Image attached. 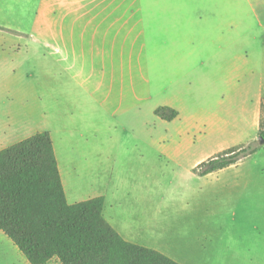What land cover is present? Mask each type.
I'll return each instance as SVG.
<instances>
[{
	"label": "rangeland",
	"instance_id": "374dc122",
	"mask_svg": "<svg viewBox=\"0 0 264 264\" xmlns=\"http://www.w3.org/2000/svg\"><path fill=\"white\" fill-rule=\"evenodd\" d=\"M258 3L58 0L41 22V0H0V149L49 130L68 201L103 195L120 229L177 251L231 239L218 227L241 223L234 212L264 221V109L247 112L264 92ZM166 99L181 101V119L155 113ZM214 113H231V129H209ZM254 140L259 150L237 168L195 171L197 153L202 162L222 151L212 147ZM0 264H30L1 230Z\"/></svg>",
	"mask_w": 264,
	"mask_h": 264
},
{
	"label": "trees",
	"instance_id": "16d2710c",
	"mask_svg": "<svg viewBox=\"0 0 264 264\" xmlns=\"http://www.w3.org/2000/svg\"><path fill=\"white\" fill-rule=\"evenodd\" d=\"M155 113L168 121L178 116L170 106H159ZM258 136L264 138V118ZM257 141L224 149L195 171L205 176L250 157L259 150ZM104 204L103 195L68 201L49 130L0 149V230L30 264L53 258L61 264H181L126 240L105 218Z\"/></svg>",
	"mask_w": 264,
	"mask_h": 264
},
{
	"label": "crops",
	"instance_id": "0c3cea01",
	"mask_svg": "<svg viewBox=\"0 0 264 264\" xmlns=\"http://www.w3.org/2000/svg\"><path fill=\"white\" fill-rule=\"evenodd\" d=\"M233 1L236 4L238 1H243V2L246 1V2H251V3L261 2V3H258V5H260L261 7H264L263 6L264 0H233ZM57 2L58 0H41V10H40L41 19H42L41 22L47 21V17L44 14L49 13V11L51 10L52 4H55ZM184 39L190 41V43L194 41V38H190L188 35H186V38ZM225 48L226 46H221V49H225ZM237 71H238V67L236 66V56H234L233 60L229 59V67L227 71V80L230 85H231V81L236 79ZM236 96H237L236 86L233 85L232 87H230L229 92L227 96L225 97V99L229 103H231V100L232 102L233 101L235 102ZM263 96H264V92H261V91L256 94L255 99H253L248 106V109H247L248 113L252 114L257 111V109L261 105ZM162 105L170 106L178 111V116L171 121L182 118L183 106L180 100L178 101L176 99H166L165 101L160 103L158 106H162ZM234 110H236L235 107H234ZM210 117L213 118V120L207 125L209 129H212V130H219V128L226 129V130L231 129V123H230L231 113H228V116H227L228 118L218 116V114H216L215 116V113L211 114ZM232 117L234 119L236 118L235 113L232 115ZM164 121L171 122L168 120H164ZM214 124L218 125L219 128H215ZM184 128H185L184 126L181 127L180 131L181 132L185 131ZM53 141H54V138H53ZM54 147H55V143H54ZM212 148H213L212 150H223V148L225 147L220 148L219 146H216ZM199 154L201 153L196 154V158L194 160L195 161L194 165L196 167L201 162V160H198V159L202 158V156L199 157ZM243 161H244L243 159L239 160L238 162L224 169L215 171L213 173L223 172L225 170H233L237 168L240 164L244 163ZM60 172H61L66 194H68L67 192L68 190L65 186L64 175L61 171V168H60ZM213 173H210V174H213ZM67 198H68V195H67ZM70 203H74V202H70ZM104 208H105V204H104ZM104 216L126 240L157 249L165 253L166 255L172 257L173 259L177 260L181 264H264V221L261 220V222L251 223L249 221L251 217H248L247 215H238L237 212H234L233 214V216L235 217L234 221H238L241 223L230 224L227 227H218L220 231L234 233L231 235V239L227 241L223 240L220 242L218 241L211 242L210 240H205V239L199 240L198 239L197 241H194L193 244H191L188 247V249L185 248L184 250L182 249L179 251L176 250L177 247L174 248V245H170V243H168V240L165 241L164 239L162 240L161 239L159 240L150 239L149 242H147L146 240H144V238L143 239L137 238V236L127 233L128 231H126L125 229H122V228L120 229L117 224H114L115 222L112 218L110 219L105 214ZM236 217H239V218L237 219ZM185 238H187L185 237V235H181V239H185Z\"/></svg>",
	"mask_w": 264,
	"mask_h": 264
},
{
	"label": "water",
	"instance_id": "95a60500",
	"mask_svg": "<svg viewBox=\"0 0 264 264\" xmlns=\"http://www.w3.org/2000/svg\"><path fill=\"white\" fill-rule=\"evenodd\" d=\"M259 140H260L261 143H264V138L263 137H260Z\"/></svg>",
	"mask_w": 264,
	"mask_h": 264
},
{
	"label": "flooded vegetation",
	"instance_id": "af4514ba",
	"mask_svg": "<svg viewBox=\"0 0 264 264\" xmlns=\"http://www.w3.org/2000/svg\"><path fill=\"white\" fill-rule=\"evenodd\" d=\"M162 106H166V105H162ZM158 107H159V106H158ZM158 107H157V108H158ZM157 108H156V109H157Z\"/></svg>",
	"mask_w": 264,
	"mask_h": 264
}]
</instances>
